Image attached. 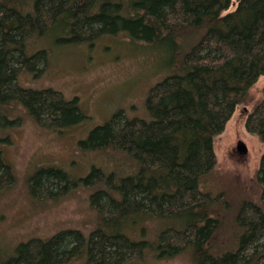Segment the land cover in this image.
Segmentation results:
<instances>
[{
    "label": "trees",
    "instance_id": "trees-1",
    "mask_svg": "<svg viewBox=\"0 0 264 264\" xmlns=\"http://www.w3.org/2000/svg\"><path fill=\"white\" fill-rule=\"evenodd\" d=\"M232 3L0 0V126L20 124L22 118L6 107L15 103L38 122L72 123L84 117L78 97L18 83L21 69L38 71L47 63L48 49L31 48L35 37L54 32L58 43L93 44L103 35L121 33L158 55L160 48L171 53V72L148 92L151 118L127 119L120 112L87 139L93 146L113 145L133 159L129 174L93 167L83 179L100 180L91 193L101 213L98 227L89 236L69 228L49 239L22 241L10 254L0 249V264H124L147 246L158 248L159 255L191 247L192 264H264V153L260 200L241 203L233 247H215L221 196L199 187L201 176L216 164L215 137L264 75V0H237L229 10ZM246 128L264 142V97L248 113ZM14 182V168L0 150V193ZM29 182L34 197L55 195L71 184L67 171L57 166L38 167ZM152 217L167 222L153 244L132 238L129 233L139 221Z\"/></svg>",
    "mask_w": 264,
    "mask_h": 264
},
{
    "label": "rangeland",
    "instance_id": "rangeland-1",
    "mask_svg": "<svg viewBox=\"0 0 264 264\" xmlns=\"http://www.w3.org/2000/svg\"><path fill=\"white\" fill-rule=\"evenodd\" d=\"M236 3L233 0L229 10ZM55 36L51 32L31 40L32 50L48 49L47 63L40 65L38 71L32 67L21 69L18 83L36 89L54 88L68 99L78 97L84 117L72 123L60 124L49 118L38 122L24 106H6L11 116L22 120L17 125L3 122L0 126V150L15 171L13 185L0 193V249L4 254L13 253L22 241L49 239L62 229H79L89 236L98 227L101 213L91 203V193L99 188L93 185L100 180L87 183L83 179L93 167L106 173L129 174L133 159L113 145H91L87 142L90 132L120 112L127 119L151 118L148 92L171 72L169 51L156 49L161 52L158 55L145 43L134 42L125 34L103 35L93 44L84 40L58 43ZM263 97L264 75L251 87L249 101L236 108L224 130L215 137L216 164L199 180L201 190L221 196L217 210L221 226L214 242L218 250L235 245L240 231L236 215L241 203L260 200L258 170L264 142L248 131L246 119ZM239 140L246 143V153L237 150ZM40 166L65 169L71 184L55 195L44 192L34 197L29 179ZM100 187L105 186L102 183ZM166 223L153 217L142 219L136 232L129 234L153 244L157 231ZM192 252L193 248L187 247L175 255H159L158 248L147 246L142 255L124 264H192Z\"/></svg>",
    "mask_w": 264,
    "mask_h": 264
},
{
    "label": "water",
    "instance_id": "water-1",
    "mask_svg": "<svg viewBox=\"0 0 264 264\" xmlns=\"http://www.w3.org/2000/svg\"><path fill=\"white\" fill-rule=\"evenodd\" d=\"M237 150L240 153H246L247 152L248 147H247L246 143L243 140H239L238 141V143H237Z\"/></svg>",
    "mask_w": 264,
    "mask_h": 264
},
{
    "label": "flooded vegetation",
    "instance_id": "flooded-vegetation-1",
    "mask_svg": "<svg viewBox=\"0 0 264 264\" xmlns=\"http://www.w3.org/2000/svg\"><path fill=\"white\" fill-rule=\"evenodd\" d=\"M143 230V229H142ZM92 232V231H91ZM136 231H133V233H135ZM142 233V232H141Z\"/></svg>",
    "mask_w": 264,
    "mask_h": 264
},
{
    "label": "bare ground",
    "instance_id": "bare-ground-1",
    "mask_svg": "<svg viewBox=\"0 0 264 264\" xmlns=\"http://www.w3.org/2000/svg\"><path fill=\"white\" fill-rule=\"evenodd\" d=\"M100 173V172H99Z\"/></svg>",
    "mask_w": 264,
    "mask_h": 264
}]
</instances>
